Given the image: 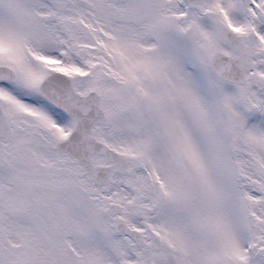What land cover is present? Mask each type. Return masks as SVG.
Returning a JSON list of instances; mask_svg holds the SVG:
<instances>
[{"label":"snow or ice","instance_id":"6c2138e0","mask_svg":"<svg viewBox=\"0 0 264 264\" xmlns=\"http://www.w3.org/2000/svg\"><path fill=\"white\" fill-rule=\"evenodd\" d=\"M0 264H264V0H0Z\"/></svg>","mask_w":264,"mask_h":264}]
</instances>
